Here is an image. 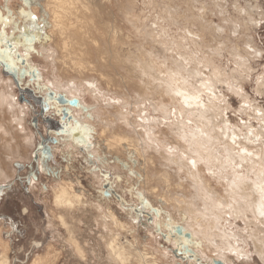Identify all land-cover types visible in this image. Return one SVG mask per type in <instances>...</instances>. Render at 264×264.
I'll use <instances>...</instances> for the list:
<instances>
[{"label": "bare ground", "instance_id": "bare-ground-1", "mask_svg": "<svg viewBox=\"0 0 264 264\" xmlns=\"http://www.w3.org/2000/svg\"><path fill=\"white\" fill-rule=\"evenodd\" d=\"M134 1L127 0L130 5L126 6L121 0H10L8 4L14 7L12 15L20 26L44 33L32 34L39 47L28 38L24 39L27 46L17 41L20 53L12 52L8 60L22 64L24 53L26 62L29 59L38 68L32 57L41 59L51 76L47 79L38 70L40 80L52 88L44 90L57 103L60 98L76 102L75 108H67L68 114L62 111L70 120L78 118L83 132L76 139L59 124L66 135L52 146L64 165L56 174L41 158L37 162V172L50 182L44 191L32 181L28 192L45 209L42 235L49 233L50 240L40 252V241L34 242L31 251H36L25 264H202L196 256L231 263L228 254L250 261L247 236L238 231V222L264 264V131L260 125L264 112L252 108L260 130L230 127L219 116L223 95L216 91L221 83L243 98L240 79L251 69L244 54L262 52L251 40L245 41L244 53L231 47L237 67L246 68L241 71L234 66L236 73L230 75L216 60L205 58L221 56L214 41L225 45V26L203 31L198 16L203 9L196 8L201 0H176L179 11L171 10L173 0H163L164 10L154 8L146 16L133 10ZM155 2L142 0V8ZM252 6V2L243 8L236 5L235 20L241 12L244 23L257 25L262 13L260 7ZM248 23L241 33L248 31ZM232 24L238 32V25ZM122 25H130L135 36L141 33L146 46L130 40ZM188 25L197 30H187ZM173 26L175 36L169 33ZM0 44V51H5L2 38ZM206 45L213 49L204 51ZM226 74L230 76L224 78ZM4 76L0 72V187L13 184L14 168L30 159L37 141L27 107L19 104L13 83ZM260 81L257 91L264 94V80ZM112 86L123 90L111 92ZM75 163L81 164L85 180L73 173ZM106 170L117 174L121 184L138 189L137 204L149 213L131 206L132 211L123 215L121 203L120 210L112 205L114 195L111 201L103 197L101 173ZM28 211L25 208L23 215ZM143 216L147 223H160L169 234L161 236L175 240V245L182 238L192 254L178 256L161 246L158 235L141 220ZM93 227V234H98L94 238L88 232ZM10 228L0 222V264H19L11 255ZM138 232L146 240L144 245ZM64 255H71V263Z\"/></svg>", "mask_w": 264, "mask_h": 264}, {"label": "rangeland", "instance_id": "rangeland-1", "mask_svg": "<svg viewBox=\"0 0 264 264\" xmlns=\"http://www.w3.org/2000/svg\"><path fill=\"white\" fill-rule=\"evenodd\" d=\"M121 1L123 2L124 6L129 4L127 3V0H121ZM9 2L10 0H0V38H2L4 44L6 45V50L2 52L0 51V68H1L0 72L2 76L5 75L4 76L5 81H8L9 83V80H10V82L13 83L14 85L13 89H15L14 95L15 97L17 96L19 100V104L27 107L26 111L28 115L27 119L29 121V127L31 128L32 132L36 134L37 141L34 143L33 147H31L33 152L31 151L32 155L29 157L30 159L21 161L22 163L20 164L21 165L20 170L18 168H14V170L15 169L16 170L14 171L15 173L12 177L13 184H11L10 186H6V188L4 187L0 188V221H3L6 225L11 227L9 231L12 233V236L10 238L11 239L10 249L12 252L11 254L12 257L17 259L19 264H25V262L27 261L26 259L30 258L31 253H34L36 251V250L31 251V246L33 245L34 242L40 241L41 244L38 247L39 250L37 249L40 252V250L43 249L48 243V241L50 240L48 237L49 233L47 234L46 237L42 235V231L43 230L46 231V228H45L46 225L43 222V219H45V209L40 204V202L38 201L36 202L35 198L32 195H30L31 191L28 192L32 181L39 182L41 186H43L42 187L43 189L47 187L49 184L48 182H50V181H46L48 179H46V177L44 178L43 176H40L39 172H37V169L39 167L37 162L39 158H41L42 160L46 162L48 167L51 166L55 168V169L53 168V170L55 171V174H56L58 171V167L62 168L64 167V165L62 166L63 161L56 154L53 153L52 146L55 145V141H57L58 137H62V135L65 137L66 134L72 136L73 138L77 137L76 139H80L81 136L83 135V132L79 125L78 118L73 117L74 118L73 119L71 116L72 119L70 120L68 119L69 117L63 118L62 115L58 114L57 112V110H59V112L61 113L62 108H65L67 111V108L71 106H69L68 104H64V106H61L60 104L57 105L58 103L56 102V100L52 98L51 95L48 94L44 90V88H50V89L52 88L49 86L50 84L43 83L40 80V74L38 73V70L40 69L41 72L45 74L44 77H46L47 79L48 78L50 79L51 76L48 75L47 73L48 69L46 70V67L44 68V64L41 61V59L32 57L33 60L39 64L38 68L36 64H34L29 59H27V62H26V56L24 53L20 55L25 62V63L23 62L24 65L23 63L21 64L19 61H16L15 59L14 60L16 62H14V60L12 61L11 59L13 64L10 63L9 61L10 54L12 52H15L16 50L17 51L15 53H18V55L20 53L19 52L20 45L17 43V41L24 43L25 42L24 39L28 38L31 43H35L36 47H39V43L36 40V37H33L34 32H38V34H41L42 36L44 35V33L42 30L39 31L37 28H34V27L27 28V27L20 26L19 23H17L19 21L15 19L16 18L15 15H12L13 14L12 9L14 7L11 9V7L8 6ZM141 2L142 0H137V1L135 0L134 1L135 6H133V10H136V13L140 15L141 14L147 15L149 13L148 12L149 10L151 13L155 12L154 8H156L157 10H160L163 8L162 10H164V6H165L164 4H166L165 1L163 2V0H156L154 5L152 4L151 7H148L147 9H143ZM251 2L254 4V6L252 7H257V6L260 7L262 17L260 19L256 18V21L260 20L259 23L257 25H251L248 22L244 23L247 20L246 18L242 16L241 12L239 14V18L235 20V16H237L235 6L238 5V7L243 8V5L245 3L250 4ZM169 3H170V7L172 8V9L170 8L171 10H178L179 8L178 5L175 8V5L177 4L176 0L169 1ZM218 3L219 5H217ZM196 8H200V10L198 11H201V9H203V11L200 14H198V16L200 17V21H201L200 23L204 27L203 31L208 32V30L209 31L213 30V28L217 29L216 27L219 25L225 26V32L222 34V38H224L225 45L217 44V42L214 41V44L217 45V47L221 48L220 50L221 56L214 54L213 57H205V58L216 60L220 68H224L225 70L227 69L226 73H229L230 75H233L234 73H236L233 68L234 66L236 68H239L241 71L245 70L246 68V67L245 68L237 67L236 59L234 55H231V47H236L238 51L244 53L243 50L245 47V41L251 40L254 42V46L256 47V49H258V52H262L261 55L259 56H255L254 53L249 54L248 56L244 54L247 57V60L248 61L250 60L249 62L247 61L248 62L247 64H249L251 69L250 71L248 70L247 73H245L246 77L244 78V80L240 79V82L242 81L241 83L243 86V98H241L239 94H237V92L233 91L231 88L229 89L228 87H226L224 84H221V83L218 84L220 88L216 90V91L221 92V95H223V98L219 97L221 99L222 106H223V108L221 109V112L219 113V116L220 118L223 119V121L225 120L229 125L231 124L230 127L232 126L233 128L235 126H237L238 128H243L244 125L245 126L247 125V126H250L251 129L260 130L261 127L259 126V123H258L259 119L258 121H256V118H258V116H256L255 113H253L252 108L257 107L260 110L262 109L264 112V94L259 93L257 91L258 89L257 87L260 86L261 84L260 80H264V15H263L264 14V0H226V1L225 0H203V1L201 0L200 3L196 5ZM18 9L20 10V8ZM113 11L117 13V10H115V8ZM240 15L242 18L240 17ZM176 18L180 20L179 19L180 17L178 15H176ZM180 22L179 24H181V27H183L182 24L184 21L182 23ZM241 22L243 23V25ZM232 23L238 25L239 27L238 32L233 30L234 25ZM247 23L249 26L248 31H245V32L243 31L241 33L243 27L246 28ZM209 26L210 27L212 26V27L210 28ZM121 28H124L123 32L129 36L130 40H132L133 42H136V44L141 42L143 46L144 45L146 46L147 40L143 39L141 33L139 34L141 36L139 35L135 36V34H133L134 33L133 29L130 25L129 26L122 25ZM187 30L196 31L197 29L196 28L193 29L191 28V26L189 27L188 25ZM169 33L173 34L174 36L177 35V32L174 29V26L169 29ZM28 34L30 35L33 34V35L29 37ZM204 37L209 40L211 39V38H208L207 36H204ZM24 45L27 46V43H24ZM0 47L2 48L3 44H0ZM205 47H208V45L204 46V48ZM210 47L204 49V51L208 52L210 50L209 49ZM211 48L213 49V47ZM28 50L31 51L30 49ZM5 52L8 55H5ZM33 55H36V51L35 52L33 51ZM18 62L20 64V69L16 65ZM16 67L17 69H15ZM227 75L228 74H226L224 78H227L228 76H230V75L228 76ZM42 79L44 78L42 77ZM117 88H118L117 86L116 87L112 86L111 92L117 91L118 94L122 92L123 90L122 88H118L119 90ZM129 94H131V96H134L132 91H130ZM15 97L13 98V102L16 101ZM244 98L249 99L248 100L249 102H246L247 104L243 102ZM85 102L89 104V101H85ZM54 104L57 106L56 108H53ZM73 107L75 108V106ZM82 108L86 110L87 106L82 105ZM76 109L77 110L74 113H78L77 112L78 108ZM67 114H68V111H67ZM56 124L57 125L60 124L64 127V131L66 133L65 135L63 133H59L58 131H56L57 130L55 126ZM260 125L263 127V129L261 128V131L262 130L264 131L263 122H261ZM248 130L250 129H247V131ZM89 139H90V142L93 144L97 142L96 139H93V138H89ZM262 148L264 149V146ZM81 168H82L81 164L78 165L75 163L73 173L77 174V176L79 177L82 176L83 180H85L84 178L85 173H84V170H81ZM93 168L95 171L97 170L96 166L95 167L93 166ZM77 169L79 171H77ZM101 175L103 177V183H102L103 187L101 189V192L103 193V197H105L108 200L110 198V201H111L114 195L117 199H112L113 200L112 205L116 207L118 210H120L121 208L118 207L117 205L121 203V207L125 208L124 211H120L123 215L125 212L128 213L132 211V209H130L131 206H133L132 208L136 207L140 209L142 212L143 211L145 213L148 212V210L143 209L137 204V197H138V194L140 193L138 189L135 190L134 188H132V185L125 186L124 184H121L122 180L120 181L117 180L118 178L117 174L115 175L114 173L110 171H107V170L106 172L103 171ZM115 180L117 181V183ZM10 187L15 188L14 195L13 193H11L12 189ZM44 191H46V188L44 189ZM44 191H43V194H44ZM116 191L119 192V195L116 193ZM25 208L27 210H30V212L28 211L29 213L27 212L28 213L27 215H23L22 213V211H24ZM90 216H92V218L95 217L94 214L93 215L91 214ZM135 216L139 217L137 215ZM140 218H142L141 220H144V222L147 221L146 216H143ZM147 224L151 226V228L154 230L153 232L155 235L154 234L153 235L154 236L158 235L156 236L157 242L161 243L160 244L161 246L164 245L170 250L176 251V254L178 256H185V255L188 256L189 254L190 255L192 254L190 253V251H187L188 249L187 246L184 247V244L181 241L182 238H177L176 245H175L173 243L175 242V240L172 242V241H169V238L165 239L163 236H161V234H165V235H169V234L166 231H163L161 229L162 227H160V223H156V224L147 223ZM237 225L240 228H244L241 222H238ZM240 228H238V231L240 232V234L247 236L245 237L247 238L249 246L246 249L250 250V253L252 255V258L250 261H247L244 258H243L244 260L242 258H239V259L235 258L233 254H228V256L231 258V263L229 262L224 263L222 259L219 260L217 258L211 261L203 260L201 256H198V257L196 256V258L200 259V263L202 264H212L213 262L216 264H263L258 259L255 253V249H253L251 240L248 237V234L242 232ZM94 229L95 228L93 227L91 228L90 231H88L90 236L92 235L93 238L97 237L98 235V234H95V235L93 234V232L95 231ZM138 233H139L138 234L139 240L144 245L146 243V240L140 232ZM186 240L187 242H189L187 238ZM155 246L156 245H154V247ZM66 256L64 255V259L66 261H70L71 263V258H72L71 255H68L69 257H66ZM177 260H178V257H177ZM184 264H187V263H184Z\"/></svg>", "mask_w": 264, "mask_h": 264}, {"label": "flooded vegetation", "instance_id": "flooded-vegetation-1", "mask_svg": "<svg viewBox=\"0 0 264 264\" xmlns=\"http://www.w3.org/2000/svg\"><path fill=\"white\" fill-rule=\"evenodd\" d=\"M63 109V108H62ZM63 113H65V112H63V111H61V113H58V114H63ZM63 118H68V116L65 114L64 116H62ZM69 119V118H68ZM56 126V128H57V130L56 131H58L59 133H63V131H62V129H61V127L59 126V125H55ZM21 167V166H20ZM19 170H20V168H18ZM0 188H3V187H0ZM4 188H6V187H4ZM11 188V187H10ZM12 190H11V193H14L13 191V188H11ZM18 192V191H17ZM14 195V194H13ZM0 222H2V223H4L3 221H0ZM6 225V224H5ZM7 226V225H6ZM10 227V226H9Z\"/></svg>", "mask_w": 264, "mask_h": 264}, {"label": "water", "instance_id": "water-1", "mask_svg": "<svg viewBox=\"0 0 264 264\" xmlns=\"http://www.w3.org/2000/svg\"><path fill=\"white\" fill-rule=\"evenodd\" d=\"M59 103H60V105H62V106H64V104H69V106H73V105L76 104L75 101H69V102H67L65 99L63 100V98H60L58 104H59ZM62 110H65V111H66L65 108H63ZM66 112H67V111H66ZM64 115H65V113L62 114V116H64Z\"/></svg>", "mask_w": 264, "mask_h": 264}, {"label": "snow or ice", "instance_id": "snow-or-ice-1", "mask_svg": "<svg viewBox=\"0 0 264 264\" xmlns=\"http://www.w3.org/2000/svg\"><path fill=\"white\" fill-rule=\"evenodd\" d=\"M33 19H35V17H33Z\"/></svg>", "mask_w": 264, "mask_h": 264}]
</instances>
